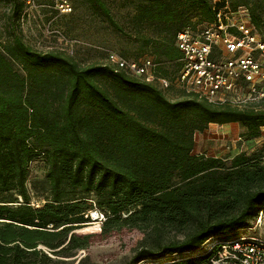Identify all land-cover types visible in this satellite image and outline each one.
Segmentation results:
<instances>
[{"label":"trees","instance_id":"1","mask_svg":"<svg viewBox=\"0 0 264 264\" xmlns=\"http://www.w3.org/2000/svg\"><path fill=\"white\" fill-rule=\"evenodd\" d=\"M85 1L124 34L105 0ZM211 2L128 0L137 29L152 25L160 37L138 34L152 57L141 53L132 60L150 58L162 65L156 74L168 77L163 67L180 56L176 35L212 23ZM229 4L232 10L244 6L251 24L264 33L257 7ZM21 8V3L14 8L16 15ZM6 54L19 60L25 77L0 53V264L72 258L122 230L144 235L131 264L229 263L219 257L230 242L227 235L264 212V154L206 158L193 154V137L210 125L239 124L248 139L256 138L264 109L215 106L184 92L170 101L156 85L108 64L80 68L61 54L32 51L18 38ZM38 161L50 200L32 208L26 183ZM64 185L79 188L83 197L65 200ZM91 195L105 221L79 234L92 210L84 196ZM213 238L219 243L209 252L185 256ZM165 256L171 262L156 261Z\"/></svg>","mask_w":264,"mask_h":264},{"label":"rangeland","instance_id":"2","mask_svg":"<svg viewBox=\"0 0 264 264\" xmlns=\"http://www.w3.org/2000/svg\"><path fill=\"white\" fill-rule=\"evenodd\" d=\"M105 1L112 20L121 27L124 34L113 29L106 17L99 11H95L85 0H67L71 6L69 14L59 13L56 7L57 0H34L32 5H27L22 0L17 2L0 0V53L11 63L13 70L20 77H25L21 63L18 59H12L6 54V51L13 47L15 38L20 39L32 51L61 54L71 59L80 68L107 65L106 54L108 53H114L120 57L123 55L131 60L141 53L152 57V49L148 46L143 47L137 35L157 41L156 39L160 37L159 32L155 31L156 28L141 24L138 30L134 22V8L131 3H127L128 0ZM239 1H245L249 7H257L259 18L264 22V0H229L231 4ZM19 3L22 4V8L16 15L14 8L19 6ZM195 20L192 21L195 22ZM166 68L165 71L168 73L175 70V67L171 65ZM163 92L170 101L178 100L183 94L182 90L174 87ZM258 108L264 109V103ZM193 140V154L203 155L206 158L230 161L241 154L247 156L264 154V126L260 129L258 137L248 139L245 128L239 124L210 125L202 133H196ZM261 160L264 163V156ZM26 188L32 208L41 207L50 200L49 185L44 177V166L41 161L32 164ZM63 189L66 194L65 200L83 197L79 195V188L64 185ZM84 198L92 205V210L98 209L95 207L94 196H84ZM18 202L21 201L18 200ZM262 214L264 215V212ZM260 217L261 220H259ZM87 221L81 225L82 228L77 233L90 234L96 229L89 219ZM227 237L230 242L241 238H264V218L259 214L255 220L249 221L246 229L231 233ZM181 238L182 236H178L175 240ZM217 240L219 239H210L199 250L182 255H199L214 246ZM143 241L142 233L122 230L106 241L95 242L87 250L76 252V256L72 258L51 256L50 264H131L134 252ZM222 247L220 255L223 257L230 252V249ZM41 249L46 252L43 248H37V250ZM156 261L167 263L171 262V258L165 256ZM149 262L151 261H142L137 264H150Z\"/></svg>","mask_w":264,"mask_h":264},{"label":"built area","instance_id":"3","mask_svg":"<svg viewBox=\"0 0 264 264\" xmlns=\"http://www.w3.org/2000/svg\"><path fill=\"white\" fill-rule=\"evenodd\" d=\"M22 1L27 5L34 3V0ZM211 3L215 15L212 23L195 29L188 27L176 35L175 47L180 56L171 65L176 66L175 73L160 77L156 73L157 67L162 65L152 59L134 61L114 53L106 54L107 64L115 71L154 84L163 91L174 87L211 105L259 109L264 103V33L251 24L246 8L232 10L229 0H212ZM56 7L61 14L71 12L67 0H57ZM262 213L259 214L264 218ZM86 217L96 228L105 221L104 214L95 209ZM224 245L230 252L219 257L227 259L228 264H264V238H241Z\"/></svg>","mask_w":264,"mask_h":264},{"label":"bare ground","instance_id":"4","mask_svg":"<svg viewBox=\"0 0 264 264\" xmlns=\"http://www.w3.org/2000/svg\"><path fill=\"white\" fill-rule=\"evenodd\" d=\"M215 247V246H214ZM39 248H42V247H39Z\"/></svg>","mask_w":264,"mask_h":264}]
</instances>
